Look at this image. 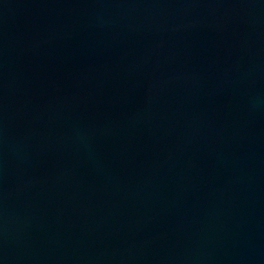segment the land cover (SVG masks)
Listing matches in <instances>:
<instances>
[{"label":"water","instance_id":"1","mask_svg":"<svg viewBox=\"0 0 264 264\" xmlns=\"http://www.w3.org/2000/svg\"><path fill=\"white\" fill-rule=\"evenodd\" d=\"M0 264H264V0H0Z\"/></svg>","mask_w":264,"mask_h":264}]
</instances>
